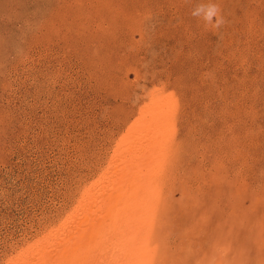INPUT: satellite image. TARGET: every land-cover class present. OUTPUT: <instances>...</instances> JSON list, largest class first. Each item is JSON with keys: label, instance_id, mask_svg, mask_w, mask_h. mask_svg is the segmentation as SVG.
<instances>
[{"label": "rangeland", "instance_id": "rangeland-1", "mask_svg": "<svg viewBox=\"0 0 264 264\" xmlns=\"http://www.w3.org/2000/svg\"><path fill=\"white\" fill-rule=\"evenodd\" d=\"M98 212L86 264H264V0H0V264Z\"/></svg>", "mask_w": 264, "mask_h": 264}, {"label": "bare ground", "instance_id": "bare-ground-1", "mask_svg": "<svg viewBox=\"0 0 264 264\" xmlns=\"http://www.w3.org/2000/svg\"><path fill=\"white\" fill-rule=\"evenodd\" d=\"M156 161L155 160H149V161H145V159L144 160H142V161H140V165H141V163H143L141 166V171H145V169L146 170H150V169H148V168H152V164L153 163H155ZM157 163V162H156ZM158 164H159V162H158ZM151 166V167H150ZM157 168V167H156ZM137 170V169H136ZM143 171V172H144ZM148 171H146V172H148ZM152 171H154L155 172V167H154V170L152 169ZM138 172V171H137ZM153 172V173H154ZM140 175H138L137 176V173H135V171H133V173H131V176H130V179H129V182H128V184L127 185H125V187H121V186H116L117 188H115V189H113V191H110L109 192V194H108V192H106L102 197H100L101 198V206L99 207V206H97V204L95 203V205L93 206L92 204V207H95L96 208V206H97V208L99 209V210H97V211H99L101 214H105L104 213V210L105 209H103L102 208V206H109V204L110 203H112L114 200H116V198H117V196H119L120 194H122V191H123V189L125 190V192H124V194H129V195H132L131 194V192H133L134 191V193H136V191L138 190V188H139V183L141 184V186H143L144 184H146V183H144L143 185H142V183H143V180L141 179V181L142 182H140V179H138V177H139ZM155 176V175H154ZM145 177V176H144ZM149 177H151L150 175H149ZM153 177V176H152ZM142 178V177H141ZM154 179V178H153ZM152 179V180H153ZM144 180H147L146 178L144 179ZM150 181V180H149ZM149 184V183H148ZM150 184H152L151 183V181H150ZM152 187H154V186H152ZM139 190H141V189H139ZM151 191H152V188H151ZM138 194V193H137ZM153 194V193H152ZM124 197L125 196H127V195H123ZM139 196V195H138ZM120 197H121V195H120ZM130 197H133V196H130ZM130 197H129V199H130ZM140 197V196H139ZM134 198V197H133ZM143 198V197H142ZM123 199V198H122ZM126 200V199H125ZM124 199H123V201H125ZM132 200H134V199H132ZM117 201V200H116ZM121 201V200H120ZM103 202V203H102ZM135 202V201H134ZM141 202H142V200H141ZM140 202V203H141ZM117 203V202H116ZM121 203V202H120ZM133 203V202H132ZM118 204V203H117ZM128 204V203H127ZM131 204V203H130ZM113 205H114V203H113ZM119 205V204H118ZM126 205V204H125ZM125 205H123L122 204V206L123 207H125ZM138 205V204H137ZM115 206V205H114ZM126 206H128V205H126ZM133 206V205H132ZM92 207H90V208H92ZM121 207V206H120ZM129 207V206H128ZM104 208H106V207H104ZM108 209H109V207H107ZM116 208V207H115ZM122 208V207H121ZM127 208V207H126ZM134 208H135V206H134ZM110 209H113V208H110ZM117 209H119V207L117 208ZM114 210V209H113ZM96 211V212H97ZM109 211V210H108ZM124 211V210H123ZM87 212V210L84 212V213H86ZM91 212H92V209H91ZM97 213L98 215L97 216H95L94 215V218H89L88 216H86V217H88V218H80V220L78 221V224L75 226V232H73V233H71L72 235H70L69 237V240H68V242L65 244V247L62 249V251H61V253L60 254H57V255H53V257L52 258H50L47 262L46 261H44V259L43 260H41V261H39V259H38V261L39 262H37L36 264H86L88 261H89V259L90 258H92L93 256H91L92 255V253L95 251L94 249L96 248V246H95V248H93L92 249V247H91V244L93 243L92 242V240H93V238L96 236L97 237V235L99 236V232H101V227L102 226H97L95 223H96V221H100L101 223H102V221H105V220H100V219H102L101 217V215H100V213ZM103 212V213H102ZM115 213H117L118 212V210H116V211H114ZM125 212V211H124ZM142 212V211H141ZM106 213H107V211H106ZM143 213V212H142ZM87 214V213H86ZM91 214V213H90ZM109 214H110V211H109ZM131 215V214H130ZM111 216V215H110ZM109 215L107 216V217H105L106 219L108 218V217H110ZM113 216H115V214H113ZM141 216V215H140ZM132 217V216H131ZM99 218V219H98ZM129 218V217H128ZM133 218V217H132ZM95 219H98V220H95ZM110 219V218H109ZM109 219H108V221H109ZM111 219H112V221H111ZM110 219V221L112 222H110L111 223V225L113 224V222H117L116 221V219H115V221H113L114 219H113V217ZM130 219V218H129ZM134 219V218H133ZM132 220V219H131ZM95 221V222H94ZM133 221V220H132ZM131 222V221H130ZM129 222V223H130ZM106 223V222H105ZM117 224H118V222H117ZM128 224V223H127ZM131 224V223H130ZM103 225V224H102ZM105 225V224H104ZM104 225H103V227H104ZM113 225H115V224H113ZM107 226V225H106ZM117 226V225H116ZM120 226V225H119ZM118 226V227H119ZM123 226V225H122ZM100 227V228H99ZM102 227V228H103ZM110 227V226H109ZM135 227V226H134ZM108 229H110V228H108ZM121 229V228H120ZM124 229V228H123ZM106 230V229H105ZM135 230V229H134ZM134 230H132V231H134ZM103 231V230H102ZM136 231V230H135ZM115 232V231H114ZM114 232H112L113 234H114ZM67 235H69V233L67 234ZM115 235V234H114ZM136 235V234H135ZM102 236V235H101ZM116 236V235H115ZM68 237V236H67ZM96 237H95V240H96ZM107 237H109V233H108V236ZM114 237V236H113ZM117 237V236H116ZM119 237V236H118ZM111 238V237H110ZM123 238V237H122ZM133 238H135V237H133ZM66 239V238H65ZM98 239V238H97ZM127 239V238H126ZM116 240V239H115ZM118 240V239H117ZM121 240V239H120ZM124 240V239H123ZM128 240V239H127ZM104 241V240H103ZM112 241V240H111ZM119 241V240H118ZM136 241V240H135ZM102 242V241H101ZM117 243V242H116ZM133 243H134V241H133ZM100 244V243H99ZM94 245V244H93ZM110 245V244H109ZM116 245V244H115ZM118 246V245H117ZM94 247V246H93ZM110 247V246H109ZM116 247V246H115ZM135 247V246H134ZM104 249L102 248V250H101V252L103 251ZM116 250V249H115ZM119 250V249H118ZM126 250V249H125ZM106 251V250H105ZM110 252V251H109ZM112 252V251H111ZM115 252H117V250L115 251ZM114 252V253H115ZM126 252V251H125ZM136 251H134L133 253H135ZM98 253H99V251H98ZM117 255L119 254L120 255V253L118 252V253H116ZM128 254V253H127ZM110 255V254H109ZM129 255V254H128ZM101 256V255H100ZM112 255H110V257H111ZM122 256V255H121ZM123 256H125V258L127 257V255L125 254V255H123ZM134 256V255H133ZM102 257V256H101ZM101 257H99V258H101ZM131 257V256H130ZM136 257V256H135ZM128 258V257H127ZM47 259V258H46ZM110 259V258H109ZM95 260V259H94ZM105 260V258L103 259V261ZM91 261V260H90ZM101 261V260H100ZM106 262V261H105ZM111 262V261H110ZM126 262V261H125ZM128 262H129V260H128ZM113 263H114V261H113ZM32 264V263H31ZM109 264H111V263H109ZM123 264V263H122ZM128 264V263H127Z\"/></svg>", "mask_w": 264, "mask_h": 264}, {"label": "clouds", "instance_id": "clouds-1", "mask_svg": "<svg viewBox=\"0 0 264 264\" xmlns=\"http://www.w3.org/2000/svg\"><path fill=\"white\" fill-rule=\"evenodd\" d=\"M191 15L205 22V26L211 25L213 29H219L225 23L219 4L208 2L200 3L193 8Z\"/></svg>", "mask_w": 264, "mask_h": 264}]
</instances>
